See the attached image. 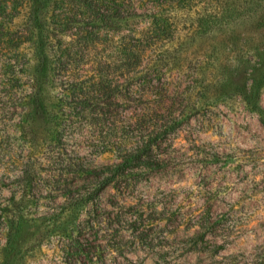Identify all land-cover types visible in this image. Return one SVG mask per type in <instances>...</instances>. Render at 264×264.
Returning <instances> with one entry per match:
<instances>
[{
    "label": "rangeland",
    "instance_id": "obj_1",
    "mask_svg": "<svg viewBox=\"0 0 264 264\" xmlns=\"http://www.w3.org/2000/svg\"><path fill=\"white\" fill-rule=\"evenodd\" d=\"M25 4L0 0V263L8 253L10 264H264V123L235 88L241 81L235 68L246 66L250 56L256 60L252 46L264 45V7L213 39L193 36L190 13H176L171 39L159 36L145 43L157 59L161 87L168 90L165 106L177 112V123L171 129L169 111L158 116V125L167 133L149 153L146 165L135 164L127 176L116 177L90 200L78 219L57 221L58 230L42 241L45 227L63 216L70 196L95 184L94 173L88 176L78 170L117 160L115 153L97 152L82 140L92 135L122 145L127 136L140 129L145 132L150 119L133 123L141 113L129 100L118 103V110L105 111L107 122L120 124L116 131L103 124L96 130L83 125L73 135L56 140L47 134L48 119L38 112L26 116L21 127L16 125L23 119L19 113L22 82H29L36 72L27 40L31 37L22 33ZM138 14L133 22L140 28L150 14ZM76 24L63 27L65 41L74 39L73 47L87 42L80 61L96 59L100 63L95 69L106 82L116 83V50L122 32L105 25L94 34H83ZM135 33L131 37L136 38ZM86 34L92 40H84ZM9 58L15 60L11 86L5 82L4 61ZM226 77L229 83L223 84ZM9 90L14 93L10 101ZM28 92L38 93L30 87ZM172 94L176 100L170 106ZM55 95L54 88L49 90V98L56 100ZM255 106L264 112V81L257 89ZM71 163L76 168L71 169ZM122 190L129 203L113 196ZM123 204L141 218L134 228L114 227L123 234L122 245L103 257L113 243L102 246V219ZM20 214L28 226L15 248L8 242V232ZM78 223L87 226L83 236L77 234ZM140 232L144 239L135 238ZM70 238L84 243L86 251L63 252Z\"/></svg>",
    "mask_w": 264,
    "mask_h": 264
},
{
    "label": "trees",
    "instance_id": "obj_2",
    "mask_svg": "<svg viewBox=\"0 0 264 264\" xmlns=\"http://www.w3.org/2000/svg\"><path fill=\"white\" fill-rule=\"evenodd\" d=\"M24 1L27 3L25 4L27 18L22 33L26 37H31L27 40L32 44L36 72L29 82H22L19 113L23 119L21 118L22 120L18 121L16 125L21 127V124H26V116L38 112L48 119L47 134L56 140L73 135L74 130L81 129L83 125H89L96 130L98 125L103 124L107 126V129L116 131L120 124L107 122L104 117L105 111H110V108L118 110L116 107L118 103H128L129 100L132 101L131 103H136L133 106L134 110L141 113L136 116L133 123L138 124L139 119H143V117L150 119L145 125V132H141L140 129L135 135L127 136L122 145H117L118 142L115 140L104 141L92 135L88 140H82L87 147H93L91 149L97 152L115 153L117 160L93 170H73H78L81 173L85 171L88 176L94 173L97 180L92 188L70 196L65 203L66 208L63 216L60 215L56 219H52L51 224L45 227L41 237L43 241L50 239L58 230L57 221H61L64 217L65 219H78L90 200L95 195L99 197L116 177L127 176L135 164L146 165L149 153L161 144L162 136L167 133L165 128L158 125V116L169 111L171 129L177 123L179 117L177 112L169 110L170 108L165 106L164 93L168 90L161 87L164 82L161 81L157 59L153 58L149 52L152 47L150 48L145 43L149 39L159 36L171 39L174 27L172 25L176 20L175 14L180 12L190 13L189 23L194 31L193 36L213 39L216 33L223 35L226 29H231L238 21L249 19L253 15L251 11H257L258 8L264 7V0ZM138 12L150 14V17L145 21L147 24L140 28H137L133 22L134 16H139ZM72 23H77L76 25L83 34L89 32L94 34L96 29L105 25L117 27L122 32V38L126 42L122 40L116 50L115 63L118 76L116 83L106 82L99 70L95 69V66L97 67L100 63L96 59H93L92 62L83 61V63L80 61L84 59L82 53L85 46H88L87 42L83 44L84 42L81 41L80 45L73 47L74 39L65 41L62 29ZM125 29L129 34H125ZM135 30H137L136 33ZM134 33L137 34L136 38L131 37ZM78 35L80 34L78 33ZM86 35H84V40L90 38ZM90 40L92 39L90 38ZM252 48L255 50L254 55L257 56V59L253 60L250 56L245 60L246 66L241 69L235 68L241 80L235 85V88L238 89L237 91L245 102L257 110L264 123V112L255 106L257 89L264 81V45L262 48L256 46H252ZM14 61L12 58L4 61L7 74L5 82L8 86H11L16 78L12 69ZM238 69L242 73H239ZM24 78V75L21 76V80ZM244 78H247L246 81L243 80ZM223 81V84L229 83L227 77ZM156 83L160 86H156ZM29 87L38 93L34 95L27 93ZM52 88L56 90V100L49 98V90ZM8 99L9 101L14 99L12 90L8 92ZM175 100L174 94H172L170 106L174 105ZM131 107L129 106L128 110ZM86 119L90 122H87ZM69 167L73 169L76 168V165L71 163ZM128 188L130 187L126 186L124 189ZM113 196L123 203L131 201L124 190ZM123 205V208L108 213L102 219L105 238L101 245L106 247L108 243H113L107 247L108 251L103 253V257L108 252H117V247L120 248L122 245L123 234L115 230L114 227L123 224L134 228V224L141 218V214L129 210V205ZM82 224L78 223L76 229L77 234L79 233L81 236L84 235L83 231L87 227ZM27 226V220L23 214H20L16 225L11 226L8 232V242L12 247L19 246L22 235L27 232ZM71 232L70 236L74 234V230ZM134 235L137 239H144L145 236L144 232ZM63 247V252L84 253L86 251V245L79 243L77 238H70V241L64 242ZM10 263V255L4 254L0 264Z\"/></svg>",
    "mask_w": 264,
    "mask_h": 264
}]
</instances>
